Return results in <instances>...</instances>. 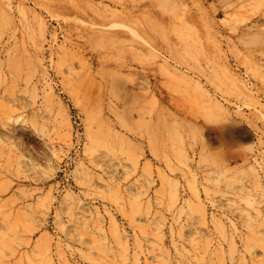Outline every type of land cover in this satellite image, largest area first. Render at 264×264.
I'll list each match as a JSON object with an SVG mask.
<instances>
[{"label":"rangeland","instance_id":"obj_1","mask_svg":"<svg viewBox=\"0 0 264 264\" xmlns=\"http://www.w3.org/2000/svg\"><path fill=\"white\" fill-rule=\"evenodd\" d=\"M0 264H264V0H0Z\"/></svg>","mask_w":264,"mask_h":264}]
</instances>
